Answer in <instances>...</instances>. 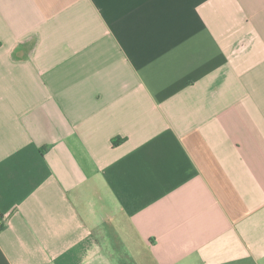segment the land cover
<instances>
[{"label": "crops", "instance_id": "obj_1", "mask_svg": "<svg viewBox=\"0 0 264 264\" xmlns=\"http://www.w3.org/2000/svg\"><path fill=\"white\" fill-rule=\"evenodd\" d=\"M0 214V264H264V0H0Z\"/></svg>", "mask_w": 264, "mask_h": 264}, {"label": "trees", "instance_id": "obj_2", "mask_svg": "<svg viewBox=\"0 0 264 264\" xmlns=\"http://www.w3.org/2000/svg\"><path fill=\"white\" fill-rule=\"evenodd\" d=\"M121 142H122L121 139H115V140H113V143L115 145H118ZM4 227H5V221L3 219V216L0 214V232L4 229Z\"/></svg>", "mask_w": 264, "mask_h": 264}]
</instances>
